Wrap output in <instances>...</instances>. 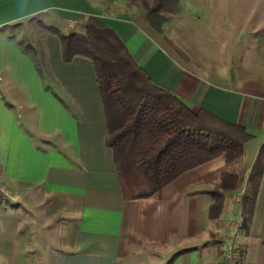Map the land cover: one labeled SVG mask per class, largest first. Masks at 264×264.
Returning <instances> with one entry per match:
<instances>
[{
    "label": "crops",
    "instance_id": "obj_1",
    "mask_svg": "<svg viewBox=\"0 0 264 264\" xmlns=\"http://www.w3.org/2000/svg\"><path fill=\"white\" fill-rule=\"evenodd\" d=\"M233 1L227 15L228 0H181L158 33L127 0H0V264H221L230 241L236 264H264V169L235 234L264 145V0ZM89 16L117 31L155 84L245 126L253 138L241 161L222 155L154 196L125 199L94 63L65 62L46 28L83 31ZM38 21L42 42L28 50L18 30L31 34ZM226 172L238 179L212 218Z\"/></svg>",
    "mask_w": 264,
    "mask_h": 264
},
{
    "label": "trees",
    "instance_id": "obj_2",
    "mask_svg": "<svg viewBox=\"0 0 264 264\" xmlns=\"http://www.w3.org/2000/svg\"><path fill=\"white\" fill-rule=\"evenodd\" d=\"M156 32L163 33L170 16L181 12V0H127ZM83 31L62 33L63 58L93 61L108 123L107 146L114 153L123 195L127 200L154 196L183 173L225 155L228 165L241 161L244 145L253 138L245 126L226 123L203 109L193 110L173 92L155 84L128 46L104 20L89 16ZM264 169L261 147L250 187L244 194L245 228L252 215ZM238 174L226 172L211 192L212 218L222 211ZM173 259L170 261L172 262Z\"/></svg>",
    "mask_w": 264,
    "mask_h": 264
},
{
    "label": "rangeland",
    "instance_id": "obj_3",
    "mask_svg": "<svg viewBox=\"0 0 264 264\" xmlns=\"http://www.w3.org/2000/svg\"><path fill=\"white\" fill-rule=\"evenodd\" d=\"M230 3H228L227 5H226V7H227V10H225L226 11V14L228 15H230L232 12H233V8H234V1L233 0H228ZM45 20V22L47 23V24H49L50 23V21H48V19H44ZM23 28L24 27H20L19 28V30H18V34H17V39L18 40H20L21 42H22V44L28 49V50H30L29 48V46H27V43H28V41L29 40H31V41H33V43H35V45L36 44H40L42 41L40 40V38H42L41 37V35H35V33H39V32H41V29H43L44 30V28H43V26H42V24H40V21H38V22H35L34 24H32V25H30L29 26V29H31V34H29V33H25L24 32V30H23ZM37 33V34H38ZM211 45V44H210ZM235 244V246H236V248L238 249V247H237V244L236 243H234ZM238 251H239V249H238Z\"/></svg>",
    "mask_w": 264,
    "mask_h": 264
},
{
    "label": "built area",
    "instance_id": "obj_4",
    "mask_svg": "<svg viewBox=\"0 0 264 264\" xmlns=\"http://www.w3.org/2000/svg\"><path fill=\"white\" fill-rule=\"evenodd\" d=\"M3 81V77L0 76V82ZM3 169H2V164L0 162V194H4L5 193V185H4V179H3ZM242 213L240 212V220L236 225L235 228V234L239 235L242 232V228H241V221H242ZM241 258V254L238 251V249L236 248L235 244L230 241L227 242L226 245V259L224 262H222L221 264H236L240 261Z\"/></svg>",
    "mask_w": 264,
    "mask_h": 264
}]
</instances>
